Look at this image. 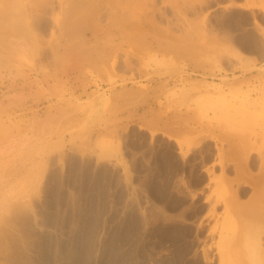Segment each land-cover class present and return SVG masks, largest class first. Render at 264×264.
I'll return each mask as SVG.
<instances>
[{
	"label": "rangeland",
	"instance_id": "1",
	"mask_svg": "<svg viewBox=\"0 0 264 264\" xmlns=\"http://www.w3.org/2000/svg\"><path fill=\"white\" fill-rule=\"evenodd\" d=\"M65 1L0 0V37L24 32L53 57ZM19 5L48 13L31 23ZM97 16L151 35L157 105L178 133L132 126L72 151L0 225V264H264V224L258 263L244 238L259 221L241 217L264 184V0H105ZM33 111L13 102L0 124L16 130Z\"/></svg>",
	"mask_w": 264,
	"mask_h": 264
},
{
	"label": "crops",
	"instance_id": "2",
	"mask_svg": "<svg viewBox=\"0 0 264 264\" xmlns=\"http://www.w3.org/2000/svg\"><path fill=\"white\" fill-rule=\"evenodd\" d=\"M104 4L65 1L53 57L34 52L24 32L0 37V110L13 102L34 110L20 129L0 134V225L44 195L53 167L72 151L87 152L132 126L178 133L157 105L159 97L165 102L157 96L165 80L153 72L151 35L100 26ZM173 50L165 44L166 56Z\"/></svg>",
	"mask_w": 264,
	"mask_h": 264
},
{
	"label": "bare ground",
	"instance_id": "3",
	"mask_svg": "<svg viewBox=\"0 0 264 264\" xmlns=\"http://www.w3.org/2000/svg\"><path fill=\"white\" fill-rule=\"evenodd\" d=\"M64 0H60V3H62ZM1 3V2H0ZM2 6H4V3H1ZM0 5V7H1ZM6 5V4H5ZM25 5V4H24ZM9 6H12V10H13V6L14 5H9ZM8 6V8H9ZM9 8V9H11ZM15 8H17L18 10L17 11H22V12H25V13H28L27 15L29 16V20L30 22L32 23L33 20H35V16L36 17H42V19L45 18V15L48 13V12H44L43 14H39L36 10H29L28 11V8L27 6H16ZM31 8V7H30ZM1 9V8H0ZM26 9V10H24ZM33 9V8H32ZM8 11V9H7ZM15 11V10H14ZM12 12V11H11ZM10 13V12H9ZM52 16H51V19H52V25L53 23H57L59 22V20H61V16L60 14L56 13L55 10L53 9L52 12H51ZM102 15V14H101ZM103 16V15H102ZM47 18V17H46ZM33 19V20H32ZM41 19V18H39ZM37 19L36 21L40 22L41 20ZM101 19H104V16L101 18L98 19V16H97V20H101ZM108 20V19H107ZM111 22V21H110ZM34 23V22H33ZM54 28H52L53 30ZM51 30V31H52ZM52 36H54V33H55V30H53L52 32ZM44 34V33H43ZM43 37L42 35H39V37ZM50 36V35H49ZM48 36V37H49ZM51 36V37H52ZM47 37V36H46ZM45 35H44V41H45ZM47 37L46 40H48L49 38ZM41 39V38H40ZM41 39V40H42ZM51 39V38H50ZM50 39H49V42H50ZM42 43V42H41ZM40 43V44H41ZM47 43V41H46ZM44 44V43H43ZM45 46V45H44ZM49 47V44L47 45ZM14 121V120H13ZM12 121V122H13ZM1 122V121H0ZM3 122V121H2ZM1 122V123H2ZM17 122V121H16ZM7 123V122H6ZM5 123V124H6ZM3 124V123H2ZM1 125V124H0ZM4 125V124H3ZM17 125V129H20V123H16ZM9 126V125H8ZM13 128H14V125H12ZM10 128H11V125H10ZM10 128H7V127H2V125L0 126V134L1 133H6V132H10ZM15 129V128H14ZM54 162H57V161H54ZM54 164V163H53ZM53 164H52V167H53ZM56 165V164H55ZM54 168V167H53ZM255 179H253L254 181ZM254 183H257L254 181ZM261 183H259L258 185H256V188L258 187V191L256 192V194L254 195L253 197V200H252V209L249 213V215L247 214H243L241 217L242 219L245 220L246 223H248L249 219H256L258 222V226H256L253 230L249 231L246 235H245V246H247L249 248V257L250 258H254L255 260L258 261V263H261V259L263 260L262 258V255L260 254L261 253V249H260V242H259V239H258V231H260L262 228H263V224H264V184L260 186ZM236 199L235 196L233 195V200ZM18 207V206H17ZM22 207V206H21ZM21 213V208H16L15 211H13V214L11 213V215L13 217H17L19 214ZM10 217V216H9ZM251 260V259H250Z\"/></svg>",
	"mask_w": 264,
	"mask_h": 264
}]
</instances>
